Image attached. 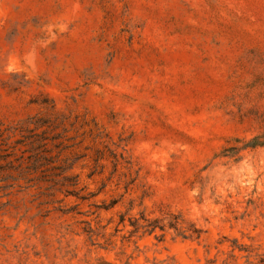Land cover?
Segmentation results:
<instances>
[{
    "label": "rangeland",
    "instance_id": "374dc122",
    "mask_svg": "<svg viewBox=\"0 0 264 264\" xmlns=\"http://www.w3.org/2000/svg\"><path fill=\"white\" fill-rule=\"evenodd\" d=\"M0 264H264V0H0Z\"/></svg>",
    "mask_w": 264,
    "mask_h": 264
}]
</instances>
